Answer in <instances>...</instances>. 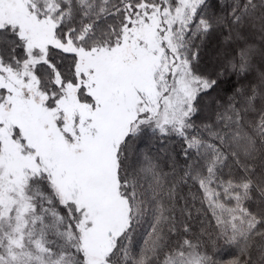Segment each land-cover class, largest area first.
<instances>
[{"label":"snow or ice","instance_id":"6c2138e0","mask_svg":"<svg viewBox=\"0 0 264 264\" xmlns=\"http://www.w3.org/2000/svg\"><path fill=\"white\" fill-rule=\"evenodd\" d=\"M0 264H264V0H0Z\"/></svg>","mask_w":264,"mask_h":264}]
</instances>
